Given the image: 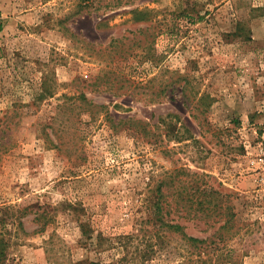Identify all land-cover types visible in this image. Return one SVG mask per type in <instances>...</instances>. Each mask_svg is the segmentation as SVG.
I'll return each mask as SVG.
<instances>
[{
    "label": "rangeland",
    "instance_id": "obj_1",
    "mask_svg": "<svg viewBox=\"0 0 264 264\" xmlns=\"http://www.w3.org/2000/svg\"><path fill=\"white\" fill-rule=\"evenodd\" d=\"M161 202L264 264V0H0V264H181Z\"/></svg>",
    "mask_w": 264,
    "mask_h": 264
},
{
    "label": "trees",
    "instance_id": "obj_2",
    "mask_svg": "<svg viewBox=\"0 0 264 264\" xmlns=\"http://www.w3.org/2000/svg\"><path fill=\"white\" fill-rule=\"evenodd\" d=\"M135 10L136 9H134L133 11ZM146 10L148 11L149 9ZM147 11H136V14H138L136 15V17H138V19L140 20L145 19V14L147 13ZM182 198L183 196L178 193L175 202H179V200H181ZM166 199H167V194L164 193L161 189L160 194L158 196V200L164 202L166 201ZM163 202H161V204L159 205H156V207L154 208L155 215H159L160 217L159 220L162 221V224L166 226L169 229V231L173 233L181 234L183 240L188 245L189 253L187 256H185V259H183L181 264H210V263L212 264L213 255L210 254V249H212V244L214 243V241L209 238H199L194 235H189L184 225L179 222V219L182 218V214H183L182 212L185 209L179 206H176L175 208H171V209L169 208L165 209L162 204ZM210 203L212 202L210 201ZM208 210L210 212L213 211L211 207H209ZM186 212L189 214L190 211L186 210ZM226 224L227 223L222 225L219 231H221L222 229H226L225 228ZM205 252L208 254L207 258L205 257L203 258L202 256Z\"/></svg>",
    "mask_w": 264,
    "mask_h": 264
}]
</instances>
